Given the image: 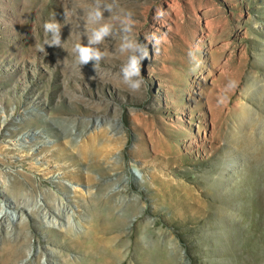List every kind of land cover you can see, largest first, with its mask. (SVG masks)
<instances>
[{
  "label": "rangeland",
  "instance_id": "374dc122",
  "mask_svg": "<svg viewBox=\"0 0 264 264\" xmlns=\"http://www.w3.org/2000/svg\"><path fill=\"white\" fill-rule=\"evenodd\" d=\"M263 99L264 0H0V205L68 206L3 223L14 264H88L75 236L108 207L116 264H264Z\"/></svg>",
  "mask_w": 264,
  "mask_h": 264
},
{
  "label": "bare ground",
  "instance_id": "6f19581e",
  "mask_svg": "<svg viewBox=\"0 0 264 264\" xmlns=\"http://www.w3.org/2000/svg\"><path fill=\"white\" fill-rule=\"evenodd\" d=\"M258 89L262 90L263 87H259ZM256 91L257 90H255V92ZM244 113L245 111L241 113L242 117ZM98 139L99 136H93L87 139L86 144H84V157H94L95 159V156H98L100 154V150L98 149V147L100 146ZM100 147L102 149V145ZM32 200L24 194L21 198H11V203L4 205V207L6 208H2V206L0 205V230H2L4 234L0 238V264H14L16 262V258L20 256L27 258L29 255H27L26 253H21L22 255L20 254V251L17 247V238L14 237L15 231L12 229L9 230L3 225V223L7 221L11 224L20 226V224H22V214L20 215L22 209H26L28 211L31 209L33 210V208L42 209L41 212H43V217L41 219L43 220H41V224L43 222V226L46 228H57V224L53 222L54 219H64L67 217L68 213L66 211L68 210V206L64 203V200H60L59 197L55 196V201H53L51 205L50 203L45 204L47 206L46 211L44 209L45 207L41 208V206H39L37 202H32ZM53 213H55L56 216H53ZM90 218L91 220L89 222L88 229L83 233L76 234L75 236L77 239H79L80 246L88 251L86 257L88 264H98V262L100 261L102 264L118 263L120 261L119 254H121L118 247L116 245H112L111 239H109V242L106 246L100 245L101 243L99 241V236H103L110 232L116 223V218L112 212V208L108 207L107 211L104 214H101L98 210L94 209L92 210V215ZM139 251L141 252H139V264H145V258L142 250Z\"/></svg>",
  "mask_w": 264,
  "mask_h": 264
},
{
  "label": "clouds",
  "instance_id": "9594fccd",
  "mask_svg": "<svg viewBox=\"0 0 264 264\" xmlns=\"http://www.w3.org/2000/svg\"><path fill=\"white\" fill-rule=\"evenodd\" d=\"M95 15L97 17H99L100 13L96 12ZM58 28L59 26L56 23H50L47 22L44 24V29L46 31L50 30L52 31L54 34L58 33ZM108 32V27L104 26L101 29H99L98 31H96L94 33V37H93V41H99L101 39V37L105 34H107ZM52 43H59V37L58 35L54 36ZM38 48H40V46H38ZM77 50L79 51V55H80V60L83 62L88 61L90 58H98L99 57V53L90 49L89 47H81L79 44L76 45ZM139 75V63L138 60L133 57L130 62L128 67L125 69V76L126 77H131V76H138ZM138 86L134 85V87ZM237 86L236 81H229L227 87L234 89ZM228 97H225L221 103H224L227 100Z\"/></svg>",
  "mask_w": 264,
  "mask_h": 264
}]
</instances>
